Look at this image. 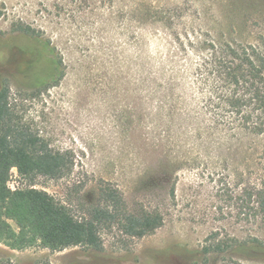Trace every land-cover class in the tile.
I'll use <instances>...</instances> for the list:
<instances>
[{
  "label": "rangeland",
  "instance_id": "374dc122",
  "mask_svg": "<svg viewBox=\"0 0 264 264\" xmlns=\"http://www.w3.org/2000/svg\"><path fill=\"white\" fill-rule=\"evenodd\" d=\"M211 40L264 52V0H0V88L72 161L33 187L81 218L110 184L163 218L141 239L103 227L101 252L0 245V264H264V134L222 130L203 108ZM46 42L50 64L34 68ZM8 185L30 187L15 170Z\"/></svg>",
  "mask_w": 264,
  "mask_h": 264
},
{
  "label": "trees",
  "instance_id": "16d2710c",
  "mask_svg": "<svg viewBox=\"0 0 264 264\" xmlns=\"http://www.w3.org/2000/svg\"><path fill=\"white\" fill-rule=\"evenodd\" d=\"M28 31L20 35L35 38ZM37 47L41 52L34 68L50 64L46 58L49 43ZM199 52L200 64L196 69L199 95L212 122L229 132L264 134V52L254 46L217 40L207 42ZM71 168L69 152L54 151L23 124L9 107L7 87L1 86L0 245L15 251L43 248L60 252L82 247L101 252L100 231L105 226L119 225L124 235L136 239L151 235L162 226L160 213L146 209L130 211L120 191L110 184L100 188L99 201L81 218H76L68 207L46 191L33 187L37 177L55 179ZM13 170L30 187L12 190L8 184ZM230 248L209 245L203 254L221 253Z\"/></svg>",
  "mask_w": 264,
  "mask_h": 264
}]
</instances>
